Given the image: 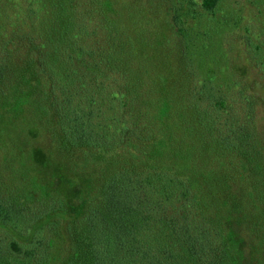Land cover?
<instances>
[{"label":"trees","instance_id":"1","mask_svg":"<svg viewBox=\"0 0 264 264\" xmlns=\"http://www.w3.org/2000/svg\"><path fill=\"white\" fill-rule=\"evenodd\" d=\"M221 1L202 7L211 14ZM106 11L95 0H31L36 37L6 44L16 59L0 76L17 98L0 91V176L19 196L0 178L10 237L0 264H264L263 153L250 136L238 162L220 148L179 59ZM66 62L91 72L77 88ZM46 229L39 259L32 241Z\"/></svg>","mask_w":264,"mask_h":264},{"label":"rangeland","instance_id":"2","mask_svg":"<svg viewBox=\"0 0 264 264\" xmlns=\"http://www.w3.org/2000/svg\"><path fill=\"white\" fill-rule=\"evenodd\" d=\"M30 1L0 0V67L5 60L16 59L12 45L6 47L8 41L22 43L25 38L36 37L28 15ZM95 1L107 7L106 18L121 20L124 28L131 21L139 25L144 32L140 35L143 41L152 43L153 39L158 43L152 48L156 53L164 50L166 55L179 59L186 83L195 89L194 102L206 119V130L220 148L231 151L238 162L241 157L235 147L244 146L250 136L247 144L251 143L264 156V0H222L211 14L204 11L203 0ZM7 49L11 52L7 53ZM59 69L64 80L67 77L66 85L70 81L73 88L91 74L87 66L73 62H66ZM4 74L3 78L0 76V91L5 88L11 100L15 99L12 79ZM164 145L165 148L167 143ZM0 178L9 193L11 188L18 195L9 176ZM31 205L30 214L35 218L43 208L38 203ZM193 230L199 238L201 231ZM8 233L0 228V243L9 242ZM14 235L21 239L26 233ZM50 237L51 231L46 229L31 240L39 259ZM208 245L206 253L210 250Z\"/></svg>","mask_w":264,"mask_h":264}]
</instances>
